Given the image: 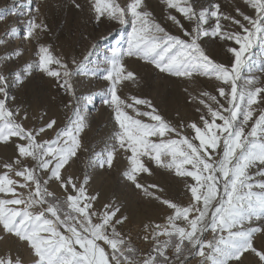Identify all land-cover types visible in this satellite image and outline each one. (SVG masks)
I'll return each instance as SVG.
<instances>
[{"label":"snow or ice","instance_id":"snow-or-ice-1","mask_svg":"<svg viewBox=\"0 0 264 264\" xmlns=\"http://www.w3.org/2000/svg\"><path fill=\"white\" fill-rule=\"evenodd\" d=\"M166 3L170 8H178L187 19L196 20L192 32L184 31L189 39L169 34L151 19L150 12L138 10L142 0H132L127 10L115 4L114 0H95L94 4L97 19L107 13L123 24L128 22L125 19L126 11H130L132 16L127 49H114L106 60L111 65L106 78L112 83L110 99L104 101L115 109V119L121 129L116 134L119 147L131 152L130 169L125 175L136 182L139 173L148 172L141 159L146 156L158 165L175 168L179 175L195 180L190 186L193 199L188 207L163 200L165 205L174 210V214L167 218L166 224L145 225L146 231L151 229V236L146 235L144 239L155 242V255L150 254L140 261L136 259V250L114 226V223L122 224L127 217H121L113 223L120 211L119 207L105 205L100 222L93 221V216L97 214L91 210L92 202L99 194L90 196L87 193V177L79 185L71 177H62L61 170L81 146L78 133L85 127L84 116L77 112L72 127L61 130L53 140L38 142L37 136L46 129H52L56 121H49L38 131L28 130L17 123L15 115L19 109L14 112L6 106L7 84L5 77L0 75V94H3L0 99V142H8L12 137L26 141L17 145V159L2 165L4 171L0 173V193L11 194L14 198L0 199V225L7 233L28 243L36 257L34 264H169L166 254L169 247L174 249L177 257L185 252L199 256L202 258L201 264H230V261L239 260L249 250L264 261V252L253 246V235L264 229L245 227L254 218L264 217V111L254 119L253 108L258 103H264V87L256 86L255 78L246 82L247 87H237L241 69L247 63L245 54L258 39L264 42V0H248L255 10V17L244 15L243 20L250 27L240 20H234L242 32L222 31L220 14L211 12L217 18L211 34H220L221 38L234 40L239 45L238 48L229 49L235 57L231 67L214 63L198 43L201 35L209 34L202 28L207 23L206 11L197 13L189 4L181 6L178 0H166ZM215 7L218 9L219 5ZM36 12H39V8ZM169 19L179 25L175 16ZM42 27L47 26L29 22L26 35L32 37L34 31ZM11 32L15 34L16 29L12 28ZM39 53V67L49 76L60 79L61 72L49 66L61 65L64 69L61 87L71 90L68 65L55 57L47 46L41 45ZM125 55L139 56L150 61L159 71L177 77H191L193 72L202 71L215 75L226 84L230 82V92H226L224 87L218 90L228 107L217 101V109L208 106L211 119L203 115L200 117L203 127L191 123L198 144L188 137L165 139L168 134L176 133L177 129L161 115L154 114L156 110L150 101L132 97V103H129L117 94V84L135 76L133 72L126 71L121 63ZM32 67L29 64L26 70ZM17 78L20 79L19 74ZM211 99L215 101L216 97ZM201 103L204 101L201 100ZM136 105H147L152 110L140 113ZM125 108L134 109L138 115L149 116L155 123L148 124L135 119ZM217 119L222 123H217ZM249 121H252L250 130L246 131ZM151 137H157L159 142L151 140ZM218 149L221 151L218 152ZM114 155L115 150L112 149L106 155L97 153L96 157L101 167L105 164L111 167ZM29 158L36 162L37 167L26 165L25 161ZM252 168L257 169L255 175L260 179L253 181L249 172ZM38 170L49 172V179L60 181L66 192L71 188L73 193H68L64 199L56 197L48 191V180L43 179ZM13 175L21 179H13ZM136 186L143 187L138 183ZM18 189H26L27 194ZM147 194L153 195L151 192ZM178 220L186 222V226L177 224ZM61 226L67 234L60 230ZM209 229L216 233L214 239H202L204 232ZM161 236L167 239L161 241ZM99 242L110 246L111 254ZM158 258L162 259L158 261ZM0 264H21V261H14L11 257L0 258ZM176 264H180V261L177 260Z\"/></svg>","mask_w":264,"mask_h":264},{"label":"rangeland","instance_id":"rangeland-1","mask_svg":"<svg viewBox=\"0 0 264 264\" xmlns=\"http://www.w3.org/2000/svg\"><path fill=\"white\" fill-rule=\"evenodd\" d=\"M131 2L132 0H114L115 4L126 10ZM178 2L181 6L191 5L197 13L207 12V23L203 24L202 28L209 34L201 35L198 43L205 55L214 63L231 67L235 57L229 49L238 48L239 45L234 40L221 38L220 34L215 36L211 34L217 19L211 12L217 11L220 14L222 31L242 32L234 20H240L250 27L243 20L244 15L255 17V10L248 0H178ZM77 4L80 7H76ZM94 4L95 0H0V75L5 77L7 84L6 106L14 112L19 109L15 115L17 123L28 130L38 131L49 121L53 119L56 121L52 129H46L37 136L38 142L53 140L61 130L72 127L77 112L84 116L85 127L78 133L81 146L61 170V175L65 179L71 177L78 185L88 178L85 185L87 193L90 196L99 194L92 202L91 209L97 214L93 216L95 223L100 222L105 205L119 207L120 211L113 223L121 217H127V220L122 224L114 223V226L125 240L130 241L131 247L137 252L136 259L140 261L150 254L155 255L153 250L155 242L144 239L146 235L151 236V229L146 231L145 225L166 224L167 218L174 214V210L165 205L163 200L188 207L193 199L190 186L195 180L179 175L175 168L169 169L158 165L146 156L141 159L149 169L148 172L139 173L136 182L129 180L125 175L130 169L131 152L119 147L116 134L121 129L115 119V109L104 101L110 99L109 89L112 83L106 78L107 71L111 69L106 60L114 49L118 51L127 49L129 33L132 31V16L130 11H126L125 19L128 22L123 24L107 13L97 19ZM216 5H219L218 9ZM37 8L39 12H36ZM138 10L150 12L152 20L159 23L169 34L179 36L181 39H189L184 31L192 32L196 27L195 19L189 20L178 8H170L166 0H142ZM170 16H175L179 25L169 19ZM32 21L47 27L36 29L34 35L28 37L26 33L29 22ZM12 28L16 29L15 34L11 32ZM41 45L49 47L55 57L68 65L71 72L69 78L71 90L61 87L64 71L61 65L49 66L61 72L60 79L49 76L39 67ZM245 57L247 63L241 69L237 80L238 89L247 87L246 82L252 78H255L256 86L264 87V42L258 39ZM121 63L126 71L133 72L135 76L133 79L120 81L117 84V94L129 103H132V97L150 101L156 110L154 114L161 115L168 124L177 129L176 133L168 134L165 139L178 140L188 137L193 143L198 144L195 131L190 127L191 123L195 122L203 127L200 117L203 115L211 119L208 106L217 109V101L228 107L224 98L219 96L218 90L224 87L226 92H230V82L226 84L211 73L195 71L191 77H177L159 71L150 61L139 56L125 55ZM29 64L33 67L26 70ZM17 74L20 76L19 80ZM211 97H216V100H212ZM2 98L3 94H0V99ZM201 100L204 103H201ZM135 108L140 113L152 110L147 105H136ZM253 108L255 119L264 111V103H258ZM124 110L144 123H155L149 116L138 115L134 109ZM216 122L222 123L219 119ZM251 123L252 121H249L246 131L250 130ZM150 139L159 142L157 137ZM20 143L26 141L12 137L8 142H0V173L4 171L2 167L4 163L17 159V145ZM112 149L115 150V155L111 167L106 164L101 167L96 154L106 155L107 151ZM25 163L28 167H37L36 162L30 158ZM256 171V168L249 170L253 181L260 179L255 175ZM38 174L48 180V191L54 195L66 197L68 193H73L71 188L66 192L60 181L49 179V172L38 170ZM12 178L21 179L14 175ZM137 183L143 187L138 188ZM18 191L27 194L26 189ZM148 192L153 195L149 196ZM11 198H14L11 194L0 193V199ZM176 223L186 226V222L182 220ZM245 227L264 229V217L254 218L252 222L246 223ZM60 230L67 234L62 226ZM215 236L216 233L209 229L204 232L202 239L212 240ZM165 239L166 236L160 237L161 241ZM99 243L111 254L110 246L104 242ZM253 246L264 252V231L253 235ZM77 248L79 250V246ZM166 254L169 257V264H176L177 260L180 264H201L202 261L199 256L187 252L177 257L172 247H169ZM9 257L14 261L19 259L21 264H34L36 259L27 242L7 233L0 225V258ZM160 259L162 258H158V261ZM230 264H264V261L249 250L239 260L230 261Z\"/></svg>","mask_w":264,"mask_h":264},{"label":"trees","instance_id":"trees-1","mask_svg":"<svg viewBox=\"0 0 264 264\" xmlns=\"http://www.w3.org/2000/svg\"><path fill=\"white\" fill-rule=\"evenodd\" d=\"M56 197H58V198H61V199H64L65 197H62V196H57V195H55ZM66 211H67V209H65Z\"/></svg>","mask_w":264,"mask_h":264}]
</instances>
